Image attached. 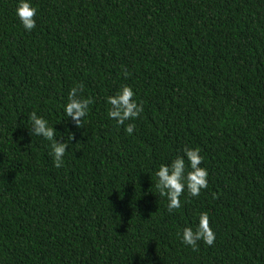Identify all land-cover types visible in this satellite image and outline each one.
<instances>
[{"label":"trees","instance_id":"16d2710c","mask_svg":"<svg viewBox=\"0 0 264 264\" xmlns=\"http://www.w3.org/2000/svg\"><path fill=\"white\" fill-rule=\"evenodd\" d=\"M16 4L0 0V264H264V0H33L31 32ZM123 85L144 107L132 135L107 115ZM32 112L74 134L63 167ZM185 147L208 187L170 212L155 172ZM205 211L216 239L193 250L178 233Z\"/></svg>","mask_w":264,"mask_h":264},{"label":"clouds","instance_id":"9594fccd","mask_svg":"<svg viewBox=\"0 0 264 264\" xmlns=\"http://www.w3.org/2000/svg\"><path fill=\"white\" fill-rule=\"evenodd\" d=\"M38 9L33 4V0H17L15 15L23 29L31 32L36 28V18ZM127 77V73H125ZM83 85L72 87L68 93L67 103L64 105L66 118H71L77 128H80L82 121L89 113L90 105L93 103L91 97H84L80 93ZM136 93L129 85H123L112 96L107 98L110 105L107 115L114 120L117 125L124 126L127 134L132 135L135 124L125 123L141 116L144 111L143 103L135 99ZM31 120L30 136H39L50 142L53 164L56 168L64 166V156L69 147V142L74 139L72 132L67 133V139L57 138V131L48 121L37 115L30 113ZM60 137V136H59ZM204 157L201 155L199 147H185L183 155H177L170 163L161 164L155 176L157 183L155 187L161 197L168 200V210L179 209L182 206L181 196L187 190L188 195L198 197L201 191L208 187V170L201 167ZM182 244L195 250L198 243L212 246L216 239L215 232L209 225L208 212H201L198 216V223L187 225L178 233Z\"/></svg>","mask_w":264,"mask_h":264}]
</instances>
